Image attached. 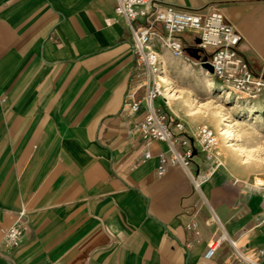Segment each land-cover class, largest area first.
<instances>
[{
	"label": "crops",
	"instance_id": "1",
	"mask_svg": "<svg viewBox=\"0 0 264 264\" xmlns=\"http://www.w3.org/2000/svg\"><path fill=\"white\" fill-rule=\"evenodd\" d=\"M161 1L221 12L264 80V0ZM0 3V264H239L229 240L264 264V192L254 189L257 178L232 173L227 163L237 156L219 148L222 168L214 169L194 145L190 172L200 189L180 166L158 175L168 145L134 131L142 113L129 111L128 96L143 95L144 79L116 0ZM154 32L165 73L196 51L197 31L175 36L182 58L164 46L163 26ZM184 125L193 139L194 126ZM22 212L23 241L9 249L6 232Z\"/></svg>",
	"mask_w": 264,
	"mask_h": 264
},
{
	"label": "built area",
	"instance_id": "2",
	"mask_svg": "<svg viewBox=\"0 0 264 264\" xmlns=\"http://www.w3.org/2000/svg\"><path fill=\"white\" fill-rule=\"evenodd\" d=\"M115 14L127 23L132 36V47L144 79L141 87L143 95L139 98L134 92L128 96L129 111L142 113L134 131L144 140L160 141L168 145L169 153L160 156V166L157 170L159 176L174 166H180L192 179L196 189H200L199 181L190 172L194 145L214 168H218L220 163L216 152L217 136L214 130L202 126L192 139L183 134L185 125L182 122L177 120L171 124L167 112L156 107V102L162 99L165 92L160 78L161 74H165V67L161 55L151 45L155 35L154 27L161 25L168 32L164 46L174 58L184 56V46L175 36L190 30L199 32L196 51L209 53V66L214 79L245 98L253 99L264 95V80L254 74L248 62L239 53L242 35L219 11L203 15L180 10L161 0H116ZM150 157L151 152L145 150L142 158L147 160ZM238 182L236 180V183ZM254 189L264 192V184H255ZM24 225L25 216L22 212L6 232L7 248L14 249L21 245L25 233ZM193 227L196 229L197 225L194 224ZM225 239L222 237L214 240L209 245L205 258H214ZM229 243L239 264H259L245 256L236 247L235 242L229 240ZM262 253L263 251L259 252L260 255Z\"/></svg>",
	"mask_w": 264,
	"mask_h": 264
},
{
	"label": "rangeland",
	"instance_id": "3",
	"mask_svg": "<svg viewBox=\"0 0 264 264\" xmlns=\"http://www.w3.org/2000/svg\"><path fill=\"white\" fill-rule=\"evenodd\" d=\"M192 50L193 55L187 53L188 59L180 64H170L164 74L170 79L166 92L171 88V92L180 97L170 107L162 97L168 120H179L194 126L195 134L200 127L208 126L217 136L216 152L220 148L222 154L231 152L238 157L234 167L230 161L227 163L232 173L238 178H257V184H264L260 180L264 179V95L259 96L262 98L259 104L256 98H245L237 94L232 88L214 79L209 70V54L197 52L194 47ZM207 83L211 85L210 88ZM220 129L227 133L219 135ZM218 158L221 164L220 156Z\"/></svg>",
	"mask_w": 264,
	"mask_h": 264
},
{
	"label": "bare ground",
	"instance_id": "4",
	"mask_svg": "<svg viewBox=\"0 0 264 264\" xmlns=\"http://www.w3.org/2000/svg\"><path fill=\"white\" fill-rule=\"evenodd\" d=\"M205 73H206V71H205ZM160 78H161V83L164 85V87H165V95L167 96V99L169 100V102L172 104L173 103V100H175L174 99V95L173 94H170L169 92L167 93L166 91H167V87H168V85H169V83H168V80L165 78V76H164V73L163 74H161L160 75ZM211 86H209V88H210ZM163 98L165 99V97H164V95H163ZM166 103H167V100H166ZM223 126H229V125H225V124H223ZM223 129H220V133H219V135H225L226 133H227V131H222ZM230 140H234V138H231ZM216 168V167H215ZM214 168V169H215Z\"/></svg>",
	"mask_w": 264,
	"mask_h": 264
},
{
	"label": "water",
	"instance_id": "5",
	"mask_svg": "<svg viewBox=\"0 0 264 264\" xmlns=\"http://www.w3.org/2000/svg\"><path fill=\"white\" fill-rule=\"evenodd\" d=\"M197 42H199V40H198ZM209 70H210V72H211V74H212V71H211V68H210V66H209Z\"/></svg>",
	"mask_w": 264,
	"mask_h": 264
}]
</instances>
